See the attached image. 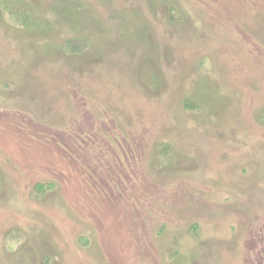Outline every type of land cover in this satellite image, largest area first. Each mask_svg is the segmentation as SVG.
Listing matches in <instances>:
<instances>
[{"label": "rangeland", "instance_id": "obj_1", "mask_svg": "<svg viewBox=\"0 0 264 264\" xmlns=\"http://www.w3.org/2000/svg\"><path fill=\"white\" fill-rule=\"evenodd\" d=\"M0 264H264V0H0Z\"/></svg>", "mask_w": 264, "mask_h": 264}, {"label": "trees", "instance_id": "obj_2", "mask_svg": "<svg viewBox=\"0 0 264 264\" xmlns=\"http://www.w3.org/2000/svg\"><path fill=\"white\" fill-rule=\"evenodd\" d=\"M5 8H7V7H5ZM5 8H4V9H5ZM10 13H12V12H10ZM250 248H251V247H250Z\"/></svg>", "mask_w": 264, "mask_h": 264}]
</instances>
